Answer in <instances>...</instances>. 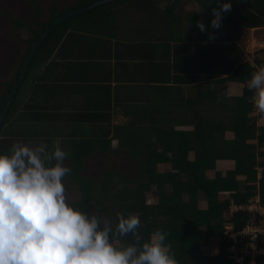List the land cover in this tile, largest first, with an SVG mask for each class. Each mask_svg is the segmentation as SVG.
<instances>
[{"label":"trees","instance_id":"obj_1","mask_svg":"<svg viewBox=\"0 0 264 264\" xmlns=\"http://www.w3.org/2000/svg\"><path fill=\"white\" fill-rule=\"evenodd\" d=\"M44 1L0 0V71L17 60L11 79H0V111L40 34L60 16L101 0ZM225 2L231 10L222 13L221 26L214 29L212 9ZM194 3L197 8L190 9ZM132 11L145 21L120 34V16ZM198 21L206 31L198 29ZM252 29H264V0H114L70 17L32 55L0 123V154L10 155L11 146L20 142L46 143L51 151L59 139L71 163L65 180L80 193L75 208L87 215L95 205L113 229L118 214L138 216L144 241L157 230L167 233L165 243L177 264H238L231 258L234 240L229 234H238L249 215H226L232 205H247L255 198L264 207V116L253 107L247 87L251 74L264 65V49L253 62L247 59L244 36ZM21 30L27 31L25 37ZM74 37L89 42V70L94 65L111 70L127 66L120 59L132 60L135 52L140 60L135 66L148 78L144 81L161 85L150 89L158 104L136 103L139 111L115 125L109 110L116 103L108 82L99 90L86 89L90 82L99 85L109 79L78 77L87 58L78 51L67 55L65 66L59 64L60 76H47L56 64L53 55ZM73 68L76 73L70 75ZM65 82L82 97V105L66 120H51L46 93L54 86L49 89L47 83L60 88ZM230 84L241 87L242 95L233 94ZM113 141L136 170L107 168L99 178L83 174L86 157L115 152ZM227 161L233 168L218 171L217 164ZM167 165L170 170H164ZM149 194L156 202H148ZM199 200L207 203L206 209L199 208ZM226 223L232 226L229 234ZM214 239L219 240L217 253L209 249ZM133 242L131 234L113 241L116 246ZM245 261L249 264V258Z\"/></svg>","mask_w":264,"mask_h":264},{"label":"clouds","instance_id":"obj_2","mask_svg":"<svg viewBox=\"0 0 264 264\" xmlns=\"http://www.w3.org/2000/svg\"><path fill=\"white\" fill-rule=\"evenodd\" d=\"M230 10V2L213 8L212 28L219 29L222 13ZM197 27L206 31L200 21ZM247 87L253 107L264 116V65ZM10 152L0 154V264H177L165 243L167 233L157 230L144 241L138 216L118 214L115 229L107 222L101 227L98 216L67 203L62 181L71 170L59 139L51 151L46 143L20 142ZM129 234L133 243H113Z\"/></svg>","mask_w":264,"mask_h":264},{"label":"crops","instance_id":"obj_3","mask_svg":"<svg viewBox=\"0 0 264 264\" xmlns=\"http://www.w3.org/2000/svg\"><path fill=\"white\" fill-rule=\"evenodd\" d=\"M133 12L134 11L130 12L132 16H133ZM130 14L126 16H122V15L120 16L121 23L119 24V26L123 24L121 26V30L119 27L120 34L126 33L127 27H131L130 25H132L133 27L136 25L137 22L142 23L145 21L144 17L131 20L132 17ZM120 34H118V37L121 36ZM88 38L92 39V37H88ZM124 41L126 43L128 42V39L126 38L124 39ZM87 44H89L88 40L82 37H78V38L76 37L75 41H66L64 45L61 46L62 49L61 53L57 54L58 53L57 52L56 54L53 55L52 61H54L56 64H53V66L48 69L49 74H47V76H50L51 78L60 76L62 72L60 70L59 64H63V65L66 64L68 61V59L66 58H69L67 57V55L73 54V51L74 52L78 51L81 52L80 53L81 55L87 57L83 61L86 64L87 68L86 66L83 67L82 70L79 72V74L77 73L78 77L90 76V77H100V78L102 77L104 79H109L102 83H99V85L98 83L90 82V84L86 89L89 90V92L95 91L97 89L99 90L100 84L105 85L108 82V92L111 93L110 95L111 102L116 103V107H115L116 109H113L114 107L113 106L111 110H109V112L112 113L111 117L114 118L115 125L125 124L127 119L131 117V114L137 113L139 111L138 109L136 110L134 108L136 103H139L141 105L149 102L150 104H158L157 95L153 94L152 90L150 89L151 86L153 85L157 87H160L161 85L152 84V83H151L152 85H150V83L144 81L145 78L146 79L148 78L144 75V79H143L142 78L143 75L140 74L139 73L140 71L136 68L135 64L139 63L140 60L138 59L135 52L131 54L133 58L132 60L130 58L128 60L126 58L120 59L122 63L126 62L127 66L117 65V69L111 70L108 67L98 68V66L94 65L93 66L94 69L89 70V67L91 66L93 61L92 59L88 58V56L85 55L89 53V47L86 46ZM128 63L130 64L128 65ZM68 72L70 75H72L73 72L76 73L74 68L69 70ZM136 72L139 73V75L136 74ZM50 86H54L53 89H50L49 88ZM68 86H70V82L63 83L62 86H60V88H59V83H47V87L50 89L46 93L48 98V103L50 106V108H48L47 111L51 114L50 115L51 120H56V119L66 120L70 117L68 116V114L75 112L76 109L79 110V107L82 105V100H83L82 97L78 93L72 92V90H70ZM184 86L188 88L189 86H193V85L184 84ZM230 86L232 89L233 85L230 84ZM235 89H237V93L235 94L241 96L242 88L235 87ZM142 96L146 98L145 102L140 101L139 98H141Z\"/></svg>","mask_w":264,"mask_h":264},{"label":"rangeland","instance_id":"obj_4","mask_svg":"<svg viewBox=\"0 0 264 264\" xmlns=\"http://www.w3.org/2000/svg\"><path fill=\"white\" fill-rule=\"evenodd\" d=\"M43 3L47 2L42 0ZM196 4L194 3L192 5V7L190 9H196ZM132 19H136V18H140V16L135 15V12H133V16L131 15ZM191 24L192 22L189 21ZM195 26V25H194ZM223 29V28H220ZM195 30V28L192 29V32ZM186 32L187 31H183L182 32V36H186ZM21 37H25L27 35V31L26 30H21L19 32ZM244 46H245V52H246V56L247 59L251 62L254 61V57L257 55V53L264 49V29H252L250 30L246 36H244ZM23 50V47L20 45L19 47V52H21ZM16 58L13 59V64L11 65H7L5 68H3L0 71V79L1 80H10L12 77V73L15 70V66H16ZM234 91L233 94L237 93V89H232ZM260 125H262V123H259ZM231 135H227V138ZM29 147H32L31 145H28ZM112 150L115 151L113 153H108V154H100V153H96V154H91L90 156L86 157L85 161H84V169H83V174H86L88 176H91L93 178H99L102 173L107 169V168H117V167H121V168H125L127 170L133 171L136 170L135 165L134 164H127L126 160L123 159L124 155L121 154L123 152H118L117 147H116V142L113 141L112 142ZM116 151L118 152V154H116ZM130 163V162H128ZM64 164L70 168V161L69 159H66L64 161ZM217 169L218 171H221L222 173H226L228 170L233 168V163L232 162H220L217 164ZM128 167V168H127ZM164 170H170V167L167 165L165 167ZM129 174V173H128ZM210 176H213V173L209 174ZM65 178H67V175L63 178L62 183L64 184V186L66 185L67 188H65V197H66V201L69 205L73 206L76 204V202H78L79 198H80V193L79 191L76 189V185L74 184H70L67 183V179L65 180ZM65 181V182H64ZM222 198H227V196L223 195L221 196ZM148 202L150 203H154L156 202L155 197L152 196V194L148 195ZM198 206L200 209H206L207 208V203L204 200H199L198 201ZM89 216L91 215H96L99 217L100 221H101V225L103 226L106 221V219L99 213L96 212L95 210V205H90V211L87 214ZM227 219L231 218L230 214L226 215ZM226 230L229 234V231L232 230V226L230 223H226ZM233 233H230L229 236L233 239ZM235 240V239H234ZM218 239H214L211 244H210V250L211 252H215L217 253L218 251ZM209 250H207L206 252H208ZM264 254V252L262 253ZM241 260V258H239ZM259 261V260H258ZM241 263H243V261H238ZM258 264V263H256ZM260 264V261H259ZM262 264H264V257L262 258Z\"/></svg>","mask_w":264,"mask_h":264},{"label":"built area","instance_id":"obj_5","mask_svg":"<svg viewBox=\"0 0 264 264\" xmlns=\"http://www.w3.org/2000/svg\"><path fill=\"white\" fill-rule=\"evenodd\" d=\"M239 211L248 213L249 219L238 234L233 233V240H235L231 247L233 254L231 258L238 264H240L238 261H243L241 264H246V258H249V264H259V261L262 264L264 257L262 254L264 252V207L259 198H255L247 205H233L230 211L231 217Z\"/></svg>","mask_w":264,"mask_h":264},{"label":"water","instance_id":"obj_6","mask_svg":"<svg viewBox=\"0 0 264 264\" xmlns=\"http://www.w3.org/2000/svg\"><path fill=\"white\" fill-rule=\"evenodd\" d=\"M111 1H114V0H101V1H98V2H95L93 4H90L86 7H83L81 9H77V10H74L70 13H67V14H64L62 16H60L57 20H55L52 24H50L41 34L40 36L38 37V39L35 41V43L33 44V46L31 47L29 53H28V56L26 57L25 61L23 62V65L21 67V70L16 78V81L14 83V85L12 86L8 96L6 97L5 99V102H4V105L2 107V110L0 111V123L2 121V118L7 110V108L9 107L21 81L23 80L25 74H26V71H27V68H28V65H29V62H30V59L32 57V55L35 53L36 49L39 47V45L43 42V40L48 36V34L53 30L55 29L62 21L70 18V17H73L75 15H78L82 12H85L87 10H90L92 8H95L97 6H100V5H103V4H106L108 2H111Z\"/></svg>","mask_w":264,"mask_h":264}]
</instances>
